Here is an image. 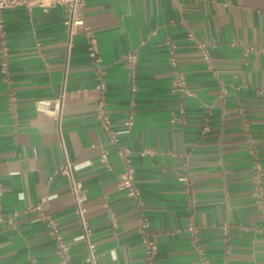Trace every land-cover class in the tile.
<instances>
[{
    "label": "crops",
    "instance_id": "0c3cea01",
    "mask_svg": "<svg viewBox=\"0 0 264 264\" xmlns=\"http://www.w3.org/2000/svg\"><path fill=\"white\" fill-rule=\"evenodd\" d=\"M85 1L99 62L83 24L69 44L66 5L3 12L0 264H61L41 213L58 221L74 264H93L76 239L83 226L70 177L59 171L66 157L86 192L96 264H143L145 223L155 264H264V208L255 195L257 162L264 186V0ZM130 50L133 68L124 58ZM176 71L186 92L174 89ZM100 73L115 128L134 118L120 142L132 151L139 198L118 188L115 146L112 169L100 160L108 141L94 109ZM58 98L60 121L52 107H38Z\"/></svg>",
    "mask_w": 264,
    "mask_h": 264
},
{
    "label": "built area",
    "instance_id": "2783aa9c",
    "mask_svg": "<svg viewBox=\"0 0 264 264\" xmlns=\"http://www.w3.org/2000/svg\"><path fill=\"white\" fill-rule=\"evenodd\" d=\"M85 0H0V52L2 54L1 58V70L7 74L8 65H7V56H8V48H7V40L5 33V23L3 12L6 8L15 7V6H24L28 9H32L36 6L42 7L44 10H48L51 7L57 5H66L69 10V18L66 21L69 28V44L72 42L73 34L75 33L76 26L79 24H83L85 28V34L89 40V48L90 54L93 56L95 62H99L101 60L100 53L96 44V36L92 31L91 27L85 23L84 18V7ZM191 38H194L193 34H189ZM199 47L204 50V57L209 60V54L205 49V44L203 42L198 43ZM259 46L252 45L247 48V50H259ZM261 50L264 51V48ZM125 60L130 67H134L137 62L138 55L134 50H130L125 54ZM174 89L180 92L187 91V79L184 73L180 71H176L173 80ZM106 81L103 78V74L100 73L98 75V80L96 82L95 88L100 92L99 98L95 103V115L98 118L101 126L108 134V141L101 143V153L100 160L104 163V165L108 169H112V163L109 158L110 150L108 145H113L116 147V153L120 161V170L118 172V188L124 190L129 196H133L135 198H139L141 191L135 184V168L131 159V149L122 144L120 142V135L125 132H130L134 125L133 116H129L123 121V128L117 129L114 126L112 121V117L109 114L106 108L105 102V92H106ZM63 106V98H58L53 101L41 100L38 104L39 109H45L52 107L53 112L56 115V119L60 121L61 113ZM174 121V119H173ZM148 149H143L142 154L149 152ZM253 151L256 152L255 147L253 146ZM255 169L257 172L255 178V195L259 198L261 206L264 208V186L261 182V178L259 175V171L261 169L260 163H256ZM59 171L65 172L69 175L71 180V191L75 197L77 212H78V222L82 224L83 230L82 233L76 237V239H84L88 246V256L86 258L87 261L96 264V254L94 243L91 241L92 235V227L88 224L85 219L86 212V192L84 190L83 183L80 180H77L73 176V162H71L67 157L61 166L59 167ZM186 179V177H183ZM29 210L35 209V206L29 205L27 207ZM42 217L47 221V224L50 229V234L54 238L57 246V252L59 254L60 263L61 264H74L72 261L71 248L70 244L65 239L63 233L60 231L58 221L48 216L44 213H41ZM192 232H196V227L191 224L189 226ZM145 258L143 264H155V257L157 254L158 246L156 241L150 236L147 224H143L140 228ZM195 241V240H194ZM201 251V249L199 248Z\"/></svg>",
    "mask_w": 264,
    "mask_h": 264
}]
</instances>
